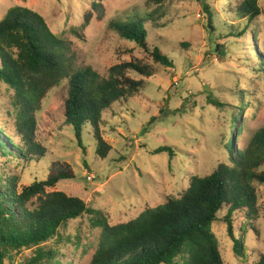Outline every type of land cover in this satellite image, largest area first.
Returning a JSON list of instances; mask_svg holds the SVG:
<instances>
[{
  "label": "rangeland",
  "instance_id": "1",
  "mask_svg": "<svg viewBox=\"0 0 264 264\" xmlns=\"http://www.w3.org/2000/svg\"><path fill=\"white\" fill-rule=\"evenodd\" d=\"M241 1L163 2L157 27L147 41L172 59L174 68L165 69L155 66L148 53L109 28L111 22L147 13L148 6L155 9L147 0H0V19L14 6L39 14L70 48L77 69L89 67L106 78L108 70L121 63L139 61L157 68V74L142 78V90L102 113L101 136L111 148L106 159L95 155L89 128L82 132L80 148L64 123L68 82L63 80L50 90L34 114L35 140L45 149V158L28 165L12 161L17 190L45 180L51 164H67L74 179L60 181L46 191L76 197L102 211L110 225H117L135 219L146 208L164 204L167 198L178 197L192 176L209 175L226 161L228 140L235 153L245 149L264 127V72L254 59L264 45V0L258 1L261 15L251 23L236 14ZM93 4L101 6V19ZM204 6L212 13V30L207 28ZM88 13L92 17L85 26L84 15ZM243 26H247L246 32ZM252 31L256 41L250 38L248 32ZM130 77L141 79L134 73ZM208 97L220 101L221 110L208 105ZM9 103V94L0 84V122L11 126L12 120L4 113ZM240 106L247 108L235 123L241 135L229 139V133L233 134L230 118ZM165 147L172 154H153ZM8 160L0 159V169ZM257 190L261 218L248 226L245 219L236 217L233 224L234 237L243 241L245 259L235 256L226 224L217 221L211 225L224 264H252L264 256V185ZM99 233L90 216L69 222L58 237L44 245L55 256L50 263L88 264ZM33 251L13 255L14 264H23Z\"/></svg>",
  "mask_w": 264,
  "mask_h": 264
},
{
  "label": "trees",
  "instance_id": "2",
  "mask_svg": "<svg viewBox=\"0 0 264 264\" xmlns=\"http://www.w3.org/2000/svg\"><path fill=\"white\" fill-rule=\"evenodd\" d=\"M147 1L155 9L148 6L147 13L111 22L109 28L122 40L148 53L155 66L173 69L172 59L148 42L166 0ZM258 1L242 0L236 14L251 23L261 15ZM93 8L101 19V6L93 4ZM203 10L207 28L212 30V13L207 6ZM91 17V13L84 15L85 26ZM243 30L246 32L247 26ZM248 33L256 41L255 32ZM261 51L263 55L258 53L254 59L264 72V45ZM156 70L139 61L111 67L106 78L89 67L77 69L70 48L50 31L39 14L21 6L6 11L0 19V84L9 94V109L4 113L12 121L11 126L0 122V159L11 160L0 169V264H14L13 255L31 249L33 256L23 264H51L55 256L44 245L58 237L59 230L69 222L84 215L90 216L92 226L100 230L88 264H224L211 231V225L217 221L226 224L235 256L245 259L243 241L234 237L233 224L236 217L245 219L248 226L261 218L257 186L264 185V127L253 135L245 149L236 153L228 140L225 162L209 175L192 176L188 188L178 197L146 208L126 223L110 225L102 211L82 200L60 191H46L60 181L74 179L67 164H51L45 180L17 190L18 179L10 168L15 166L13 162L28 165L45 158V149L35 140L34 114L50 90L63 80L68 82L64 123L71 128L80 148L82 132L89 128L95 141V155L106 159L111 148L101 136L102 113L118 102H127L143 89L142 78L154 76ZM130 73L141 79L130 77ZM207 104L218 110L223 107L211 97ZM236 109L237 114L230 118L233 134L229 133V139L240 137L241 130L235 123L247 110L246 106ZM163 152L172 154L169 147L153 154ZM252 264H264V256Z\"/></svg>",
  "mask_w": 264,
  "mask_h": 264
}]
</instances>
